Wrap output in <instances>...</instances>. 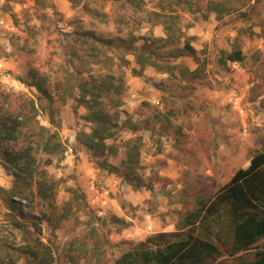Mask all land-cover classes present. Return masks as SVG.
<instances>
[{
  "label": "rangeland",
  "instance_id": "rangeland-1",
  "mask_svg": "<svg viewBox=\"0 0 264 264\" xmlns=\"http://www.w3.org/2000/svg\"><path fill=\"white\" fill-rule=\"evenodd\" d=\"M172 2L80 0L72 6L45 0L43 24L34 0H0V17L14 26L0 27V90L31 97L39 125L57 132L61 153H34L56 181V203L69 208L66 219L47 220L36 196H12L14 210L0 196V264H111L148 237L174 232L197 200L214 195L264 150V0L221 19L214 13L202 19V11ZM231 4L239 6L238 0ZM162 16L174 21L176 45L188 39L199 61L187 55L167 59L199 66L198 78H172L150 66L144 77L133 74L138 66L125 46L150 42L165 57L173 50L175 45L157 39L167 35ZM82 30L103 41L76 33ZM235 37L245 60L221 64ZM31 73L41 88L30 83ZM85 80L121 87L103 101L117 124L106 140L116 150L106 153L116 170L98 165L101 157L77 141L89 130L86 109L76 102L77 84ZM129 151H138L132 161ZM11 184L0 164V187ZM218 232L217 264L250 258V252L231 256L228 228Z\"/></svg>",
  "mask_w": 264,
  "mask_h": 264
},
{
  "label": "trees",
  "instance_id": "trees-1",
  "mask_svg": "<svg viewBox=\"0 0 264 264\" xmlns=\"http://www.w3.org/2000/svg\"><path fill=\"white\" fill-rule=\"evenodd\" d=\"M41 10L40 20L44 24L47 18L45 0H34ZM259 0H238L239 6H233L231 0H173L189 12L202 11V19L214 13L217 19L241 7H253ZM72 6L80 0H69ZM160 7L159 9H163ZM162 15L160 12H155ZM243 17L246 13L242 12ZM165 17V16H162ZM162 22L165 33L163 38H157L164 45H175L167 57L157 52L150 42H144L140 47L125 46L134 56L137 68H132L133 74L148 75L146 67H154L160 73H166L172 78L182 80L196 79L201 74L199 66L190 69L180 62H171L179 56H190L199 61L194 46L187 40L182 45H176L174 38V21L170 16ZM94 41H103L92 30L76 32ZM154 41V40H153ZM171 58V61L167 58ZM245 54L239 40L235 37L231 49L219 58L221 64L226 62L242 63ZM198 63V62H197ZM34 85L35 74L31 73ZM76 102L86 109L85 120L89 123L87 132H80L78 143L91 155H99L97 164L116 170V166L108 162L107 154L114 155L116 150L106 143L114 135L117 126L110 114L103 107L104 99L111 91L118 95L121 87L103 80H85L78 82ZM49 99L52 98L48 95ZM118 100L115 106L119 105ZM54 113L55 107L50 108ZM37 108L31 97L24 93H8L0 90V144L6 146L0 149V164L12 175L9 188L0 187V196L9 210L15 209L12 196L32 194L45 206L47 220L56 216L58 219L68 217L69 208H61L56 203V181L38 164L34 151L40 149L48 156L61 153L62 145L55 130L39 125L36 120ZM135 153L127 152V159L132 161ZM50 159H47L49 162ZM197 207L175 224L174 232H160L140 242L138 247L124 251L111 264H217L221 250L218 242V229L226 226L230 232L229 254L235 256L242 252H250V258L241 259L237 264H264V150L257 151L245 167L237 168L229 180L225 182L214 195L207 199L197 200ZM197 228L200 230L197 231ZM172 237V238H171ZM34 253V252H33ZM240 254V257H242Z\"/></svg>",
  "mask_w": 264,
  "mask_h": 264
},
{
  "label": "built area",
  "instance_id": "built-area-1",
  "mask_svg": "<svg viewBox=\"0 0 264 264\" xmlns=\"http://www.w3.org/2000/svg\"><path fill=\"white\" fill-rule=\"evenodd\" d=\"M0 27H5L7 30H13L14 26L8 22H6L2 17H0ZM2 61L0 60V66L2 65Z\"/></svg>",
  "mask_w": 264,
  "mask_h": 264
}]
</instances>
